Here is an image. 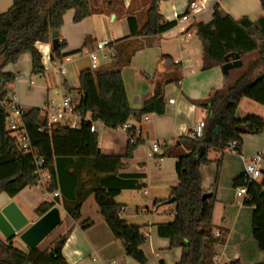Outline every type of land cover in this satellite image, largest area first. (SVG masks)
Instances as JSON below:
<instances>
[{
  "label": "trees",
  "instance_id": "obj_1",
  "mask_svg": "<svg viewBox=\"0 0 264 264\" xmlns=\"http://www.w3.org/2000/svg\"><path fill=\"white\" fill-rule=\"evenodd\" d=\"M166 1L148 0L146 22L141 28L133 16L127 17L130 37L111 44L114 53L109 67L80 73L79 101L75 109L79 115L89 114L91 121L117 129L131 118L139 122L147 114H163V89L168 84L178 83L179 78L158 74L149 78L153 92L144 100L141 110L134 111L127 102L121 69L130 64L131 57L140 48L135 44L136 37L157 36L175 27V21H165L159 12L160 3ZM197 1L187 0L185 13L190 12V4ZM260 7L264 14V0L260 1ZM68 10H74L75 23L92 14L89 0H12L11 6L0 14V102L9 100L7 86L16 79V75L4 69L8 64L16 63L22 54L30 55L33 71L42 72L36 43L50 45L51 60L65 57L61 53L65 42L61 40L56 48H52L51 33L61 28ZM194 27L202 45V71L221 67L226 58L236 53L242 57L253 55L237 69L236 79L223 89L212 90L205 101L196 102L206 111L207 122L214 124V134L199 139L193 138L192 134L181 136L173 146L163 147L160 155L177 160L178 183L171 189L169 197L174 199L173 221L156 225L157 234L168 240L171 248L182 249L176 264H215L213 247L217 239L212 235V215L217 179L210 196L202 199L205 191L201 185L200 167L211 163L210 152L223 153L231 144L238 152L245 135L264 133L262 118L250 114L236 116L243 98L264 104V15L255 22L246 17L234 20L222 15L217 3L212 8L211 22L197 23ZM22 111V122L31 147L36 157L43 161L42 170L51 177L49 190L59 191L67 214L79 221L83 202L93 195L99 214L114 237L122 242L125 255L137 264H148L141 250L145 243L141 228L128 224L122 218L124 207L115 202L122 190H141L146 186L144 174L120 173L124 169L123 158H131L143 144L134 129L130 132L133 140L128 139L124 157L105 156L100 152L98 135L90 132L91 121H83L76 130L60 124L48 128L46 119L41 118V110ZM6 115V108L0 105V194L13 198L23 189L33 187L37 176L34 156L19 149L6 127ZM217 162L220 164V160ZM233 186L247 188L243 204L254 208L252 234L264 254V211L258 198L260 188H264V173L260 185L249 182L244 174L233 180ZM51 206L43 203L35 212L42 216ZM89 224L83 222L81 227L87 228ZM65 241L66 235H63L45 251L38 248L22 251L13 245L12 239H0V264H68L61 254ZM227 264L241 263L235 260Z\"/></svg>",
  "mask_w": 264,
  "mask_h": 264
},
{
  "label": "crops",
  "instance_id": "obj_2",
  "mask_svg": "<svg viewBox=\"0 0 264 264\" xmlns=\"http://www.w3.org/2000/svg\"><path fill=\"white\" fill-rule=\"evenodd\" d=\"M261 0H198L194 12L185 13L187 0H168L159 5V12L167 22H176L175 27L157 36L136 37L135 44L140 48L131 57L128 66L121 69V77L127 102L134 111L141 110L145 99L151 96L153 86L149 78L158 74L160 77L179 78L178 83L164 87V112L161 115L147 114L138 122L129 120L137 138L143 141L131 158H123L124 169L121 174H144L145 188L141 190H122L115 202L124 207L122 218L130 225L141 228L145 243L141 250L148 264H176L181 258V248H171L168 240L159 237L156 225L173 221L175 205L166 204L171 189L178 183L175 167L177 160L151 154L150 146L154 142L166 143L171 147L181 136L191 135L195 125L204 121L201 137H210L215 132L214 124L206 120V111L196 102L205 101L212 90L223 89L237 78L239 71L230 70L223 75L221 67L202 71V45L194 27L197 23L208 24L212 19V8L219 4L222 15L234 20L244 17L251 22L257 21L264 14L260 7ZM104 10H95L82 21H73L74 10H68L63 16V25L58 30L59 41L65 42L62 50L64 58L70 57L66 72L60 75L57 65L61 60L50 59V45L36 43L41 55L42 72L32 69V60L28 53L22 54L14 64H8L4 71L16 75L13 84L7 86L8 99L23 110L39 109L41 118L46 119L48 104L59 102L67 89L74 91L77 98L79 75L89 69L88 54L95 49L99 41L110 44L130 37L128 16L136 19L141 28L146 22L148 0H122ZM6 7V3L4 4ZM186 15V20L183 16ZM48 52L49 59L41 52ZM252 56V55H249ZM167 57V58H165ZM240 55L241 62H247ZM63 58V59H64ZM110 63L101 68L109 67ZM52 94V95H51ZM59 101H57V99ZM173 100L172 104L168 101ZM255 115L264 120V104H258L247 98L240 100L236 116ZM91 121V116H85ZM63 126V125H61ZM98 146L102 155L124 157L128 137L119 129H109L99 122L97 125ZM255 155H261L259 169L260 185L264 173V133L245 135L240 151L223 153L210 152L211 161L200 167L201 185L205 193H214L215 205L212 215V235L217 239L213 247L215 264H227L239 261L241 264H263L264 254L258 248L252 234L254 208L243 204L244 199L236 198L233 180L244 175V162ZM220 160V164L217 161ZM58 192L59 191H55ZM259 203L264 211V188L258 194ZM43 203L51 208L42 216L36 210ZM157 203V204H156ZM12 206L9 215L20 231L12 238L13 245L22 251L31 250L19 235L52 210H56L51 220L53 229L43 237L34 248L47 250L55 240L66 235L61 254L68 264H137L127 257L123 244L116 239L99 214L94 196L90 195L82 204L81 219L75 221L67 214L60 196L47 197L37 188L27 187L15 197L0 194V212ZM90 224L82 228L81 223ZM219 233V237H216ZM0 239L7 241L0 232ZM11 240V239H10Z\"/></svg>",
  "mask_w": 264,
  "mask_h": 264
},
{
  "label": "built area",
  "instance_id": "obj_3",
  "mask_svg": "<svg viewBox=\"0 0 264 264\" xmlns=\"http://www.w3.org/2000/svg\"><path fill=\"white\" fill-rule=\"evenodd\" d=\"M204 1V0H203ZM197 2L190 4L189 8L191 12H194L196 8ZM187 16H183V20H186ZM44 57L49 59L48 52H41ZM113 48L109 42L99 41L95 44V49L88 54L90 59V67L89 70L95 72L105 64L110 63L113 55ZM71 60L70 57H66L58 63L56 69L60 75H64L67 68V63ZM79 98L75 96L73 92L66 91L62 96L59 102L51 101L48 104V109L46 112V126L48 128L53 125H63L64 127L72 130H76L80 128V125L83 121H86L85 117H82L76 112V105L78 104ZM169 104L173 103V100L168 101ZM1 106L6 108V127L10 132L11 136L16 139L17 145L20 150L25 153H30L34 156V162L36 166L35 175L37 176V182L35 186L46 193L47 197L56 198L59 196L58 192H51L49 188L52 186V180L49 173L46 170H42L43 161L40 158H37L29 141L28 135L24 128L22 122V108L17 106L12 100H2L0 102ZM98 121H91L90 132L97 133ZM205 123L204 121H199L192 132V137L195 139H199L202 136L203 129ZM120 131L124 133L129 140H133L131 137V130L133 127L130 125L129 121L119 127ZM173 141L170 140L166 143L154 142L150 146L151 154H160L162 147L166 145L172 144ZM225 151L235 152V145L231 144ZM261 155H255L254 157L246 160L244 162V173L249 182H257L261 177V172L259 169V164L261 163ZM235 196L239 199H245L247 196V188L237 187L235 188ZM216 237H219V233H216Z\"/></svg>",
  "mask_w": 264,
  "mask_h": 264
},
{
  "label": "water",
  "instance_id": "obj_4",
  "mask_svg": "<svg viewBox=\"0 0 264 264\" xmlns=\"http://www.w3.org/2000/svg\"><path fill=\"white\" fill-rule=\"evenodd\" d=\"M58 31H52L51 33V47L56 48L58 46ZM242 62L240 60V54L236 53L230 58H226L225 63L221 66L223 75H227L230 70L240 68ZM210 196L209 193H205L202 199H206ZM174 199H169L166 204H172ZM13 208L11 205L0 212V232L3 237L7 240L12 239L16 233H18L21 227H18L13 219L9 215L10 209ZM56 213V210L50 211L48 214L39 219L36 223L31 225L27 230L19 235V238L26 243V245L33 249L38 242L45 237L52 229L54 224L51 220H48L52 215Z\"/></svg>",
  "mask_w": 264,
  "mask_h": 264
},
{
  "label": "rangeland",
  "instance_id": "obj_5",
  "mask_svg": "<svg viewBox=\"0 0 264 264\" xmlns=\"http://www.w3.org/2000/svg\"><path fill=\"white\" fill-rule=\"evenodd\" d=\"M107 1H109V4H112L115 2H121L119 0H89L91 11L93 10L92 5H95L96 3L98 4V6H96V8H94L95 10H97V9L98 10H104L106 7L105 4L108 3ZM5 3L7 4L6 7L4 5ZM11 3H12V0H0V14L5 12L11 6ZM251 58H253V55L248 56L247 58H245L244 61H246L247 59H251ZM57 101H59V99H57Z\"/></svg>",
  "mask_w": 264,
  "mask_h": 264
}]
</instances>
